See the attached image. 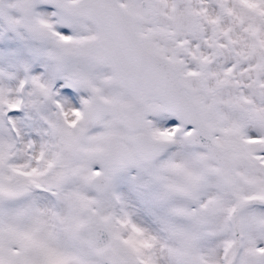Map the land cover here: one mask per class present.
<instances>
[{
	"label": "rangeland",
	"instance_id": "rangeland-1",
	"mask_svg": "<svg viewBox=\"0 0 264 264\" xmlns=\"http://www.w3.org/2000/svg\"><path fill=\"white\" fill-rule=\"evenodd\" d=\"M77 1L0 0V264H264V204H248L264 200V0H208L215 13L151 0L149 17L121 0L144 45L173 63L226 167L154 100L139 128L164 143L153 160L138 158L118 114L93 123L95 97L119 113L137 94L96 62L97 28ZM116 140L127 162L106 171L99 154ZM93 174L106 177L101 191ZM88 225L107 231L102 246Z\"/></svg>",
	"mask_w": 264,
	"mask_h": 264
},
{
	"label": "water",
	"instance_id": "water-1",
	"mask_svg": "<svg viewBox=\"0 0 264 264\" xmlns=\"http://www.w3.org/2000/svg\"><path fill=\"white\" fill-rule=\"evenodd\" d=\"M55 1L60 3L62 0ZM138 9L143 17L153 14L151 0H140ZM73 10L97 28V35L91 39L89 46L96 55V62L112 71L117 85L138 94V105H127L119 112L122 125L131 131L129 145L138 158L142 161L153 160L164 148L160 139L139 131L146 115L141 104L152 99L160 103L163 111L175 116L181 126L191 128L188 134L191 145L204 148L215 162L226 167V156L212 142L208 127L173 63L146 48L121 0H78ZM117 114L116 102L94 98L93 123L98 124L106 115ZM127 151L128 144L122 140L109 143L99 154L102 168L106 171L123 168L127 162ZM89 183L94 191H101L106 184V177L93 174ZM253 202L264 204L261 199L250 200L248 204ZM86 228L92 247L98 248L108 240L105 229L90 225ZM121 264L136 263L127 260Z\"/></svg>",
	"mask_w": 264,
	"mask_h": 264
},
{
	"label": "bare ground",
	"instance_id": "bare-ground-1",
	"mask_svg": "<svg viewBox=\"0 0 264 264\" xmlns=\"http://www.w3.org/2000/svg\"><path fill=\"white\" fill-rule=\"evenodd\" d=\"M201 2L202 3H204L205 4V6L212 12V13H215L216 12V7L214 6V5H212V4H210L209 2H208V0H201ZM181 6V5H180ZM18 74V73H17ZM11 76V75H10ZM211 83V81H209L208 82V84H210ZM212 84V83H211ZM210 197L211 198H213L214 197V194L212 193L211 195H210Z\"/></svg>",
	"mask_w": 264,
	"mask_h": 264
},
{
	"label": "flooded vegetation",
	"instance_id": "flooded-vegetation-1",
	"mask_svg": "<svg viewBox=\"0 0 264 264\" xmlns=\"http://www.w3.org/2000/svg\"><path fill=\"white\" fill-rule=\"evenodd\" d=\"M143 106V105H142ZM144 108H145V110H146V114L148 113V108L147 107H145V106H143ZM150 109L151 110H156V108L155 107H150Z\"/></svg>",
	"mask_w": 264,
	"mask_h": 264
}]
</instances>
